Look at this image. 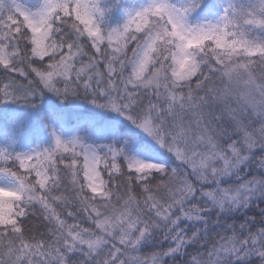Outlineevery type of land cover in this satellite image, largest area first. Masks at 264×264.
I'll return each instance as SVG.
<instances>
[{"label":"snow or ice","instance_id":"snow-or-ice-1","mask_svg":"<svg viewBox=\"0 0 264 264\" xmlns=\"http://www.w3.org/2000/svg\"><path fill=\"white\" fill-rule=\"evenodd\" d=\"M0 264H264V0H0Z\"/></svg>","mask_w":264,"mask_h":264}]
</instances>
